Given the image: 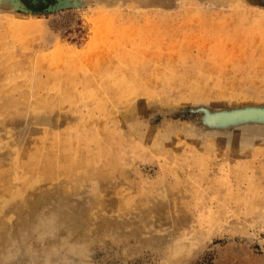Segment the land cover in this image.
Returning <instances> with one entry per match:
<instances>
[{
	"label": "rangeland",
	"instance_id": "1",
	"mask_svg": "<svg viewBox=\"0 0 264 264\" xmlns=\"http://www.w3.org/2000/svg\"><path fill=\"white\" fill-rule=\"evenodd\" d=\"M12 2L0 264H264V0Z\"/></svg>",
	"mask_w": 264,
	"mask_h": 264
},
{
	"label": "water",
	"instance_id": "2",
	"mask_svg": "<svg viewBox=\"0 0 264 264\" xmlns=\"http://www.w3.org/2000/svg\"><path fill=\"white\" fill-rule=\"evenodd\" d=\"M42 2V1H41ZM17 8H21V9H24V10H28V11H34L36 10L35 8L37 7V4L38 3H33V0L30 1V5H27L23 0H13L12 2ZM70 5V0H67L66 3H49L46 5V9H56L58 7H65V6H68Z\"/></svg>",
	"mask_w": 264,
	"mask_h": 264
}]
</instances>
